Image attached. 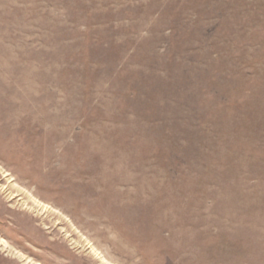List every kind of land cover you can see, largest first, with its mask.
Instances as JSON below:
<instances>
[{"label": "rangeland", "instance_id": "374dc122", "mask_svg": "<svg viewBox=\"0 0 264 264\" xmlns=\"http://www.w3.org/2000/svg\"><path fill=\"white\" fill-rule=\"evenodd\" d=\"M0 264H264V0H0Z\"/></svg>", "mask_w": 264, "mask_h": 264}]
</instances>
